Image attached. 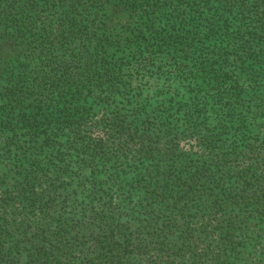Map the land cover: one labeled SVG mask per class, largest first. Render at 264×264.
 I'll list each match as a JSON object with an SVG mask.
<instances>
[{
	"label": "trees",
	"instance_id": "16d2710c",
	"mask_svg": "<svg viewBox=\"0 0 264 264\" xmlns=\"http://www.w3.org/2000/svg\"><path fill=\"white\" fill-rule=\"evenodd\" d=\"M0 264H264V0H0Z\"/></svg>",
	"mask_w": 264,
	"mask_h": 264
}]
</instances>
